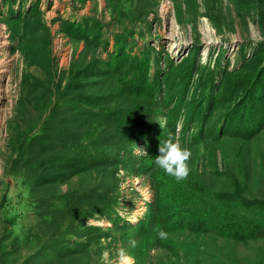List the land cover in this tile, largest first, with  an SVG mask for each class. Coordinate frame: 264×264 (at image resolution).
Returning a JSON list of instances; mask_svg holds the SVG:
<instances>
[{
    "label": "rangeland",
    "instance_id": "obj_1",
    "mask_svg": "<svg viewBox=\"0 0 264 264\" xmlns=\"http://www.w3.org/2000/svg\"><path fill=\"white\" fill-rule=\"evenodd\" d=\"M0 30V264H105L122 248L133 264H264V235L175 227L177 181L154 163L172 137L192 152L181 185L264 225V0H0ZM134 55L148 62L132 92ZM69 80L66 94L91 99L56 100ZM145 104L157 123L124 151ZM79 144L86 156L62 166Z\"/></svg>",
    "mask_w": 264,
    "mask_h": 264
},
{
    "label": "trees",
    "instance_id": "obj_2",
    "mask_svg": "<svg viewBox=\"0 0 264 264\" xmlns=\"http://www.w3.org/2000/svg\"><path fill=\"white\" fill-rule=\"evenodd\" d=\"M118 57V56H117ZM148 60L143 59L142 55H134L130 60V66L126 69L127 78L133 80H136V82H133L132 86H137V80L138 77L141 75L143 71V65L146 66ZM96 60H91L88 62L83 68H81L82 71H87L95 68ZM115 65H112V69L115 68ZM243 75V74H242ZM241 74H235L233 76V79H236L237 77H240L241 81L245 80ZM73 77V76H71ZM127 78L124 81H127ZM188 77L185 79L187 81ZM184 80V82H185ZM240 81V80H238ZM69 81H67L65 88L61 90V92L57 95V99H63L66 95H69L70 97H78L80 100H89L91 99V95H82L81 93L78 94H66V89L69 86ZM130 82V81H129ZM183 82V83H184ZM237 82V81H234ZM160 83V82H159ZM160 84H155V81L151 83L146 89L149 93H155L154 98H156V102L159 103L162 99H158L160 96ZM230 87V86H228ZM162 95L164 90H162ZM137 90V95H138ZM167 101L170 100H176L178 101L179 96L178 92H173L171 97H167ZM250 103V95H248L244 99L243 108ZM56 105V104H55ZM137 105V104H136ZM135 110L127 116V124L125 125V136L128 138V143L130 147H125L124 151H127V149H132L134 144H136L139 140V138L146 135V132L149 131L152 127H154L157 123V121L149 122L147 121L146 117L149 114V108L150 106L148 104L139 106V108H136ZM153 109H156L155 106H153ZM176 107V108H175ZM65 107L61 106V110H63ZM242 108V109H243ZM151 109V112L153 111ZM173 109L181 110L180 104H173L170 108L167 109L166 116L168 119H172V111ZM137 111V112H136ZM136 112L135 114H133ZM66 113V112H65ZM156 118L161 117L162 115L159 114V112H154ZM68 120V119H67ZM71 118V122H72ZM175 120L173 121L174 126ZM64 129H67L65 127ZM94 145L97 149L100 144L104 145L105 141L102 139H98L95 142L91 143ZM77 151L70 157L63 160L62 166H71L73 163H77L79 159H83L87 152H89V148L85 144H79L76 146ZM196 189L199 191L202 189L197 188L196 186H191V188L185 187L181 185L179 182H175L174 185L171 186V201L173 203V210L171 211V214L175 216L173 220V224L176 227H182V226H188L193 230H209L214 231L216 233H219L222 236H236L238 238L241 237H248V236H257V235H264V225L263 224H257L249 219H245L243 217L237 216L234 213H229L228 210L220 213L221 211L218 210L217 206L211 202H209L205 197L201 196ZM206 196H208L207 193H204ZM224 199L227 198L226 201H245L243 198H239L240 196L237 195V192H228L223 194ZM211 198V196H209ZM219 196H213L212 198H218ZM221 199V198H218ZM225 202V201H224ZM145 227V226H144ZM138 240L142 242V244L146 246H152L155 244L156 239L153 236V232L150 231V229L144 228L142 232L138 236Z\"/></svg>",
    "mask_w": 264,
    "mask_h": 264
},
{
    "label": "clouds",
    "instance_id": "obj_3",
    "mask_svg": "<svg viewBox=\"0 0 264 264\" xmlns=\"http://www.w3.org/2000/svg\"><path fill=\"white\" fill-rule=\"evenodd\" d=\"M158 155L155 156L154 163L165 174L173 177L177 182L184 181L190 174L188 161L192 156V152L188 148H183L181 144L169 137L162 141L158 146ZM157 236L160 240L167 239L168 233L157 227ZM131 247L135 248L137 242L130 241ZM105 264H133V258L122 248L117 253V260L111 262L108 260L107 253L104 254Z\"/></svg>",
    "mask_w": 264,
    "mask_h": 264
},
{
    "label": "bare ground",
    "instance_id": "obj_4",
    "mask_svg": "<svg viewBox=\"0 0 264 264\" xmlns=\"http://www.w3.org/2000/svg\"><path fill=\"white\" fill-rule=\"evenodd\" d=\"M8 34L5 33L4 31L0 30V77H1V74L5 69V63H3V60L1 58L2 54H3V48H4V45L8 42L7 41V37ZM3 75V74H2ZM1 79V78H0ZM6 85V84H5ZM2 90V88L0 87V91ZM3 91V90H2ZM2 93V92H1ZM149 199V197H148Z\"/></svg>",
    "mask_w": 264,
    "mask_h": 264
}]
</instances>
